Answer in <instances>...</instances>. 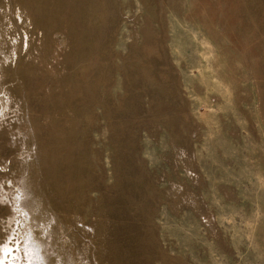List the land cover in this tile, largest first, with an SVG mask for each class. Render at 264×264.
Masks as SVG:
<instances>
[{
	"label": "rangeland",
	"instance_id": "1",
	"mask_svg": "<svg viewBox=\"0 0 264 264\" xmlns=\"http://www.w3.org/2000/svg\"><path fill=\"white\" fill-rule=\"evenodd\" d=\"M2 2V238L36 198L68 262L264 264V0Z\"/></svg>",
	"mask_w": 264,
	"mask_h": 264
},
{
	"label": "bare ground",
	"instance_id": "2",
	"mask_svg": "<svg viewBox=\"0 0 264 264\" xmlns=\"http://www.w3.org/2000/svg\"><path fill=\"white\" fill-rule=\"evenodd\" d=\"M2 1L0 0V78L10 60L17 62L19 52L24 47L10 32L9 24L13 26L16 23L12 24L14 19L10 14V5L5 7ZM16 9L19 19H22L20 8ZM26 42L28 47V36ZM7 95L5 93L0 96V111L6 107ZM30 202L22 212L23 219L14 211L9 216L10 221L17 222L20 219L22 223L7 231L3 238L0 235V264H80L74 254L69 255V262L66 261L65 242L62 245L58 242L48 209L36 198H32Z\"/></svg>",
	"mask_w": 264,
	"mask_h": 264
}]
</instances>
